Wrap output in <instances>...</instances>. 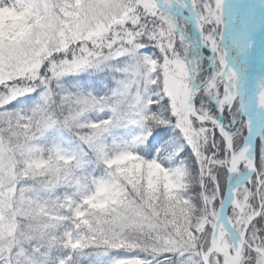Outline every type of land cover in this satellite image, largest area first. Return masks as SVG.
I'll list each match as a JSON object with an SVG mask.
<instances>
[{
    "label": "snow or ice",
    "instance_id": "6c2138e0",
    "mask_svg": "<svg viewBox=\"0 0 264 264\" xmlns=\"http://www.w3.org/2000/svg\"><path fill=\"white\" fill-rule=\"evenodd\" d=\"M0 264H264V0H0Z\"/></svg>",
    "mask_w": 264,
    "mask_h": 264
}]
</instances>
